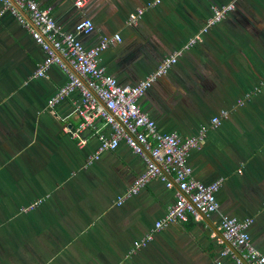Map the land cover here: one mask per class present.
Here are the masks:
<instances>
[{
    "label": "crops",
    "instance_id": "1",
    "mask_svg": "<svg viewBox=\"0 0 264 264\" xmlns=\"http://www.w3.org/2000/svg\"><path fill=\"white\" fill-rule=\"evenodd\" d=\"M76 1L38 0L52 7L65 32L91 19L96 30L82 37L87 48L103 36L121 35L123 42L102 55V65L121 85L134 86L183 49L214 6L233 0H165L136 26L129 24L130 14L152 0H88L83 8ZM44 59L15 17L0 16V264H236L221 257L229 249L219 230L221 215L253 219L252 242L264 254V85L260 93L246 94L264 76V0H238L236 11L140 100L162 133L189 137L207 129L202 149L188 163L196 180L224 183L219 213L209 218L216 229L204 221L176 224L130 257L134 242L175 203L177 187L155 180L118 206V197L145 172L144 161L121 144L85 168L100 135L110 130L98 121L83 134L86 147L78 148L67 130L81 123L75 112L80 95L49 109L68 78L57 66L48 78H35ZM221 111L230 117L214 128ZM42 198L36 211L20 213Z\"/></svg>",
    "mask_w": 264,
    "mask_h": 264
},
{
    "label": "built area",
    "instance_id": "2",
    "mask_svg": "<svg viewBox=\"0 0 264 264\" xmlns=\"http://www.w3.org/2000/svg\"><path fill=\"white\" fill-rule=\"evenodd\" d=\"M163 1L165 0H152L137 8L129 16V24L138 25L147 11L160 6ZM237 1L214 6L203 28L183 49L164 58L158 69L139 84L130 86L121 85L116 78L107 74L102 65V55L123 42L121 35L103 36L97 45L87 48L82 42V37L95 32L96 27L91 19L84 18L76 24L72 32H65L53 16L52 7L43 8L38 0H0V16L9 13L15 17L45 53V59L38 66L35 78H48L53 66L59 67L67 75L66 84L49 100V109H55L76 93L80 95L75 112L81 123L75 131L67 130L70 137L77 142L78 148L86 147L87 140L83 134L94 128L98 121H103L109 128L108 135H100L99 146L96 152L88 157L85 168L100 161L103 154L116 151L121 144L127 145L144 161L145 172L134 181L124 196L118 197L117 205H124L128 199L139 195L155 180L164 183L168 189L178 187L175 203L147 235L134 242L128 257L147 248L158 233L173 225L200 223L204 216L210 218L219 213L220 203L217 195L224 179L212 184L200 182L193 177V168L188 163L191 153L202 149L207 129L202 128L196 135L189 137H182L178 133H162L150 115L142 110L140 100L160 79L170 73L186 52L202 43L213 28L236 10ZM87 2L88 0H77L75 4L78 8H83ZM19 8L26 12L33 25L20 13ZM63 59L68 61L76 73ZM238 104L243 106L244 101L240 100ZM229 117L228 111H221L219 116L212 119V126H221ZM45 200L46 198L38 199L23 206L20 213L30 214L36 211ZM253 224L254 220L251 218L240 221L221 215L219 230L224 239L242 253L248 264H264V254L252 242L250 228ZM221 257H229L236 264H244L230 249L222 251ZM218 264L225 263L220 261Z\"/></svg>",
    "mask_w": 264,
    "mask_h": 264
},
{
    "label": "water",
    "instance_id": "3",
    "mask_svg": "<svg viewBox=\"0 0 264 264\" xmlns=\"http://www.w3.org/2000/svg\"><path fill=\"white\" fill-rule=\"evenodd\" d=\"M15 7H17V5L14 3ZM20 13L30 22L31 25H33L31 19L29 18V16L26 14V12H24L22 9L19 8ZM64 62L69 66V68L76 73V71L69 65L68 61H66L65 59H63ZM81 78V77H80ZM82 79V78H81ZM83 83L86 84V82L84 81V79H82ZM177 187V186H176ZM178 188V187H177ZM203 221L210 225L212 229H216L211 223H210V219L207 217H203ZM222 235V233H221ZM223 236V235H222ZM225 243L227 244L228 248L244 263V264H248L247 261L245 260V258L243 257V255L240 253V251L236 248H234L229 242H227L225 240Z\"/></svg>",
    "mask_w": 264,
    "mask_h": 264
},
{
    "label": "rangeland",
    "instance_id": "4",
    "mask_svg": "<svg viewBox=\"0 0 264 264\" xmlns=\"http://www.w3.org/2000/svg\"><path fill=\"white\" fill-rule=\"evenodd\" d=\"M232 2V1H231ZM249 39H251L250 37H248ZM248 39V40H249ZM248 49H249V47H248ZM249 54V53H248ZM249 56H252L251 54H249ZM264 77V76H263ZM261 78L259 81H257L256 82V84H255V87L253 88V89H251L250 90V92L248 91V92H246V94H251V93H254V91H256L257 90V92L256 93H260L263 89L261 88V87H263L262 85H264V78ZM249 102V101H248ZM25 215V214H24ZM12 228H13V226H11ZM6 230H10V226H8L7 228H5L4 229V231H3V233L4 232H6ZM13 230V229H12Z\"/></svg>",
    "mask_w": 264,
    "mask_h": 264
},
{
    "label": "trees",
    "instance_id": "5",
    "mask_svg": "<svg viewBox=\"0 0 264 264\" xmlns=\"http://www.w3.org/2000/svg\"><path fill=\"white\" fill-rule=\"evenodd\" d=\"M236 11V10H235ZM263 86V85H262Z\"/></svg>",
    "mask_w": 264,
    "mask_h": 264
}]
</instances>
